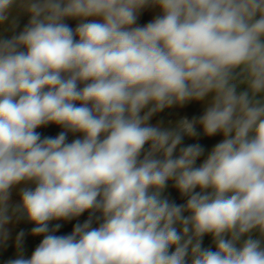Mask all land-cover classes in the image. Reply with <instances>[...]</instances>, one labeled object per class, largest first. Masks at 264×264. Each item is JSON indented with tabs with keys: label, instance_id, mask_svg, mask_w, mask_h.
<instances>
[{
	"label": "clouds",
	"instance_id": "9594fccd",
	"mask_svg": "<svg viewBox=\"0 0 264 264\" xmlns=\"http://www.w3.org/2000/svg\"><path fill=\"white\" fill-rule=\"evenodd\" d=\"M6 22L0 243L20 219L43 236L26 258L21 230L6 264H264V0H0ZM193 101L199 117L150 123ZM197 126L222 135L199 166L204 147L181 146Z\"/></svg>",
	"mask_w": 264,
	"mask_h": 264
},
{
	"label": "crops",
	"instance_id": "0c3cea01",
	"mask_svg": "<svg viewBox=\"0 0 264 264\" xmlns=\"http://www.w3.org/2000/svg\"><path fill=\"white\" fill-rule=\"evenodd\" d=\"M157 14H159V9H157V8H147V9L143 10L139 16L138 24L143 25V24L148 23ZM13 15L18 17V20H17L18 27L15 30L16 33H18L20 30H22L24 25L28 22V16H27V14L20 13L18 9H14ZM66 22L73 29L75 28V26L77 24L76 20H71V19L67 20ZM13 34H15V33L10 28V22H6L5 24L0 25V38H10ZM203 110L204 109H203L202 102L193 101V102L186 104L184 107L174 106L172 108H167V109L163 110L162 112L154 115L152 117L150 123L155 125L158 122H162L165 126H174V124L177 121H179L185 117L188 119H192L193 117H199L203 113ZM37 131L40 132L42 134V136H56L59 132L63 131V129L57 125L50 124L48 126L41 127L39 129H37ZM197 131L200 133L199 136H197V137L185 136L183 139V144L181 146H187L190 144L199 143L204 147V149H205L204 154L196 162V166H199V164L202 163V161L206 158V156H207L208 152L211 150L212 146L222 139V135L218 134L214 137L205 136L202 132V129L199 126H197ZM79 136H80L79 133H77V134L69 133L68 134V140H69V142H71L73 139L78 138ZM181 146H178L176 154H178L179 147H181ZM145 147L147 148L148 145H146ZM23 186H25V185H20V186H17V188L13 189L12 195L10 198L11 204L15 205V204L20 202L21 198L19 195V188L23 187ZM27 186L34 188V185H27ZM196 191H199V188H197ZM163 195L167 196L170 200L175 201V203H177V204H184L186 202V198L182 197L180 195L179 191L173 187L172 181H169L168 187L165 190ZM96 215H100V214L97 213ZM186 215H187V213H186ZM88 217H89V213L86 211L81 216H79V217H77L71 221H64V220L51 221L50 222V228L53 227L55 224H60L61 227L55 234L56 235L70 234L72 232L75 224H77V223L82 224L85 220L88 219ZM13 223L15 225L18 224L19 226L25 225V226H28L29 228H32L35 226L31 222H29L27 219H20L18 221L14 220L12 223H10L7 226L8 231H9L8 242L12 243V244H13V239H16V238H14L13 230L10 229V227L12 226ZM93 227H98V223L95 222V220L93 222ZM24 233H25V237L27 239L23 240V244L30 247V249L32 251H34L35 248L38 246V243H36V242L34 243L33 239H29L31 232L24 231ZM14 247H16V244L14 245ZM202 247H204V248L211 247L213 250H215V245L212 242L211 235H206L203 237ZM172 250H174V248Z\"/></svg>",
	"mask_w": 264,
	"mask_h": 264
},
{
	"label": "rangeland",
	"instance_id": "374dc122",
	"mask_svg": "<svg viewBox=\"0 0 264 264\" xmlns=\"http://www.w3.org/2000/svg\"><path fill=\"white\" fill-rule=\"evenodd\" d=\"M11 230H13V235L14 238H16L17 234L23 230V231H27V232H31V228H29L28 226L25 225H18V224H12V226L10 227ZM27 238L24 236L23 240H26ZM29 239H33L34 243H39L41 242V240L43 239V236H33L32 234L30 235ZM16 244V239H13V244L9 243L8 240L5 243H0V264H6V262L10 259H14L17 256V248L14 247V245ZM23 252L25 257H30L32 254V250L30 249V247L26 246L25 244H23ZM189 259V264H190V257Z\"/></svg>",
	"mask_w": 264,
	"mask_h": 264
}]
</instances>
